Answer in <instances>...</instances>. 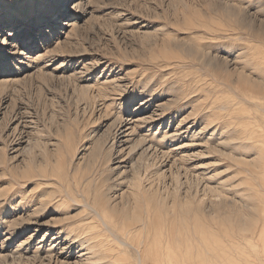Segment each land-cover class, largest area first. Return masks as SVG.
Here are the masks:
<instances>
[{"label": "rangeland", "instance_id": "rangeland-1", "mask_svg": "<svg viewBox=\"0 0 264 264\" xmlns=\"http://www.w3.org/2000/svg\"><path fill=\"white\" fill-rule=\"evenodd\" d=\"M252 2L76 0L0 49V264H139L135 239L143 264H264ZM34 11L0 0L5 29Z\"/></svg>", "mask_w": 264, "mask_h": 264}, {"label": "snow or ice", "instance_id": "snow-or-ice-1", "mask_svg": "<svg viewBox=\"0 0 264 264\" xmlns=\"http://www.w3.org/2000/svg\"><path fill=\"white\" fill-rule=\"evenodd\" d=\"M244 2L247 3V0ZM34 5L35 11L18 26L5 29L0 20V49L9 46L18 36L22 40L55 31L72 15L76 0H34ZM250 7L253 11L260 9L264 12V0H260V3L253 0ZM18 28H22V31L18 32Z\"/></svg>", "mask_w": 264, "mask_h": 264}, {"label": "bare ground", "instance_id": "bare-ground-1", "mask_svg": "<svg viewBox=\"0 0 264 264\" xmlns=\"http://www.w3.org/2000/svg\"><path fill=\"white\" fill-rule=\"evenodd\" d=\"M79 8H80V6H78ZM116 141H117V139H116ZM119 143V142H118ZM144 143V142H143ZM145 144V143H144ZM118 147V146H117ZM106 148V147H105ZM109 149V148H108ZM114 149V148H113ZM106 150V149H105ZM102 153H103V150L101 149V155H102ZM106 156L108 157V161H110V159H111V156H112V149H111V151H110V153H108V154H106ZM107 160V159H106ZM100 162V161H99ZM103 180V179H102ZM95 181V180H94ZM75 182H76V180H75ZM74 182V183H75ZM107 194V193H106ZM105 194V195H106ZM86 202V201H85ZM85 204V203H84ZM86 205V204H85ZM167 205V204H166ZM87 206V205H86ZM160 206H161V202H160ZM177 208H178V206H177ZM176 208V209H177ZM169 209H171V208H169ZM179 209V208H178ZM88 210H89V208H88ZM90 210H92V209H90ZM114 210V209H113ZM173 210V209H172ZM93 211L96 213V215H97V217H99L100 218V220H102V222H103V219H102V217H101V215H100V213L96 210V209H93ZM181 211V210H180ZM161 212V211H160ZM116 213V212H115ZM144 214V213H143ZM146 214V213H145ZM127 215H129V214H127ZM133 221V220H132ZM139 222H140V219L138 220ZM142 221V220H141ZM120 223V222H119ZM165 223V222H164ZM179 223V222H178ZM178 223H177V225H178ZM106 224V223H105ZM120 225V224H119ZM150 225V224H149ZM166 225V224H165ZM170 225V224H169ZM173 226V225H172ZM121 228H123V227H121ZM146 228V227H145ZM174 228H175V226H174ZM147 229V228H146ZM146 229H144V230H146ZM161 229V228H160ZM173 229V228H172ZM157 230V229H156ZM160 231V230H159ZM174 231V230H173ZM129 232V231H128ZM151 230H150V234H151ZM154 232H155V230H154ZM139 233V232H138ZM148 233V234H149ZM156 233V232H155ZM159 233V232H158ZM161 233V232H160ZM170 233V232H169ZM140 234V233H139ZM149 234V235H150ZM147 235V234H146ZM152 235V234H151ZM156 235V234H155ZM158 235V234H157ZM193 235H194V233H193ZM136 236V235H135ZM141 236H143V234H141ZM153 236H154V234H153ZM205 236H207V235H205ZM149 237V236H148ZM147 236L146 237H143V238H148ZM204 237V236H203ZM137 238H140V236L138 237L137 236ZM143 238H141V239H143ZM152 237H149L148 238V240L149 239H151ZM196 238V237H195ZM198 238V237H197ZM196 238V239H197ZM117 239V238H116ZM140 239V240H141ZM178 240H179V238H177ZM120 240V239H119ZM129 240V239H128ZM136 240V242L138 241V243H139V245L138 246H134V245H132V247L131 248H134L135 249V251L138 253V256H140L139 258H140V260L139 261H137V262H139V264H143V262H144V259H145V257H151V256H154V255H152V254H154L155 253V251L154 252H152L150 249H148V251H150L149 253L147 252H145V251H142V249H141V246H142V244L145 242V240L141 243L140 241H139V239L137 240V239H135ZM154 240V239H153ZM142 241V240H141ZM198 241H199V239H198ZM126 242V241H125ZM134 242V241H133ZM149 242V241H148ZM146 243V244H148L149 245V243ZM197 242V241H196ZM153 243V242H152ZM179 243V242H178ZM126 244V243H125ZM128 244V243H127ZM135 244V243H134ZM165 244V243H164ZM198 244H200V242L198 243ZM197 244V245H198ZM202 244V243H201ZM167 245H168V243H167ZM202 245H204V244H202ZM213 245V244H212ZM216 245V244H215ZM129 246H130V244H129ZM153 246V245H152ZM155 246H156V244H155ZM164 246V245H163ZM179 246H180V244H179ZM192 246V245H191ZM206 246V245H205ZM127 247H128V245H127ZM149 247H150V245H149ZM158 247V246H157ZM182 247V246H181ZM180 247V248H181ZM193 247V246H192ZM196 247V246H195ZM199 247V246H198ZM202 247V246H201ZM152 248V247H151ZM168 248V247H167ZM171 248H174L173 246H171ZM183 248V247H182ZM181 248V249H182ZM205 248V247H204ZM164 249H165V247H164ZM192 249V248H191ZM213 249H215V248H213ZM157 250H159V249H157ZM166 250V249H165ZM175 250V249H174ZM184 250V249H183ZM193 250V249H192ZM200 250V249H199ZM204 250V249H203ZM185 251V250H184ZM207 251V250H206ZM216 251V250H215ZM171 252V251H170ZM182 252V251H181ZM191 252V251H190ZM195 252H197V250H195ZM199 252V251H198ZM208 252V251H207ZM165 253V252H164ZM172 253V252H171ZM178 253V252H177ZM182 253H184V252H182ZM198 254V253H197ZM196 254V255H197ZM165 255V254H164ZM172 255V254H171ZM177 255V254H176ZM179 255H181V254H179ZM210 255V254H209ZM213 255V254H212ZM175 256V255H174ZM191 256H193V255H191ZM194 256H195V253H194ZM216 256V255H215ZM184 257H186V256H184ZM176 258V257H175ZM195 258V257H194ZM194 258H192L193 260H194ZM149 260V259H148ZM152 260V259H151ZM201 260V259H200ZM213 261V260H212ZM195 262V261H194ZM152 263V262H151ZM177 264H179L178 263V261H177ZM186 264V263H185ZM189 264V263H188Z\"/></svg>", "mask_w": 264, "mask_h": 264}]
</instances>
